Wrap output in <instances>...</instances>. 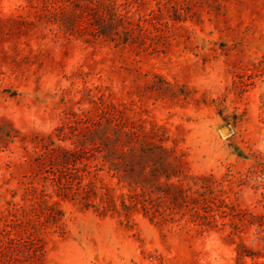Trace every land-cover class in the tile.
Masks as SVG:
<instances>
[{
	"label": "rangeland",
	"instance_id": "1",
	"mask_svg": "<svg viewBox=\"0 0 264 264\" xmlns=\"http://www.w3.org/2000/svg\"><path fill=\"white\" fill-rule=\"evenodd\" d=\"M79 1L100 13L0 0V226L23 225L29 192L59 170L42 169L43 152L102 128L110 93L117 109L147 108L189 174L217 179V200H156V220L130 224L67 200L62 229L8 238L43 246L40 264H264V0ZM92 21L124 45L94 51L71 32Z\"/></svg>",
	"mask_w": 264,
	"mask_h": 264
},
{
	"label": "trees",
	"instance_id": "2",
	"mask_svg": "<svg viewBox=\"0 0 264 264\" xmlns=\"http://www.w3.org/2000/svg\"><path fill=\"white\" fill-rule=\"evenodd\" d=\"M94 4L97 3L87 2L83 6L78 0L75 12L78 20L85 15L90 22V12L95 10L93 13L99 14ZM91 24L90 34L84 33L86 30L82 26H74L71 32L91 45L94 51L104 43H114L117 49L124 45L120 31L111 29L108 32L107 25H96L95 21ZM138 28L140 32L144 30L143 26ZM149 33L152 38V29ZM94 34V39L89 40ZM113 96L110 93L107 97L106 104L111 111L102 128L94 123L83 139L77 138V134L72 138L70 148L59 146L43 152L42 169L57 165L59 170L53 175L44 172L42 189L29 192L30 204L23 225L10 227L7 220L1 224V235L6 239L0 240V264H31V260L40 264L43 246L40 253L39 248L34 249L35 243H26L33 247L22 248L8 237L13 232L24 234L30 227L36 228L41 235H46L51 228L62 229L61 206L67 200H74L86 209L93 208L104 218H117L121 224L134 223L139 213L151 222L156 220V200H169L174 207L183 206L188 200L192 204L217 200L214 197L217 179L212 175L189 174L185 154L166 146L167 130L157 125L152 127L148 109L139 106L132 113L125 107L117 109ZM60 130L63 141L66 134L63 128ZM12 213L10 209L8 216Z\"/></svg>",
	"mask_w": 264,
	"mask_h": 264
}]
</instances>
